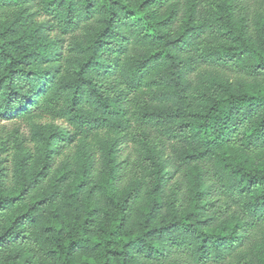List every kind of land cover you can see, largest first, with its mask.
Instances as JSON below:
<instances>
[{"label": "trees", "instance_id": "1", "mask_svg": "<svg viewBox=\"0 0 264 264\" xmlns=\"http://www.w3.org/2000/svg\"><path fill=\"white\" fill-rule=\"evenodd\" d=\"M43 117L0 264H264V0H0V121Z\"/></svg>", "mask_w": 264, "mask_h": 264}, {"label": "rangeland", "instance_id": "2", "mask_svg": "<svg viewBox=\"0 0 264 264\" xmlns=\"http://www.w3.org/2000/svg\"><path fill=\"white\" fill-rule=\"evenodd\" d=\"M239 86V84H237ZM39 124L42 126L43 131L48 132L51 129H55L58 126H63L60 120H54L49 117L37 118L32 121H21L18 119L0 121V150L3 148L8 138L15 137L17 138L18 149H15V146L12 145L10 154L12 159L20 157L23 151V146L30 148L33 152H38L40 156L43 154V149L45 147V140L42 142H33L32 136L35 134L33 132L34 125ZM96 145H101V138L97 137L92 139ZM73 152L75 154L84 155L87 150L83 146H77L74 148Z\"/></svg>", "mask_w": 264, "mask_h": 264}]
</instances>
